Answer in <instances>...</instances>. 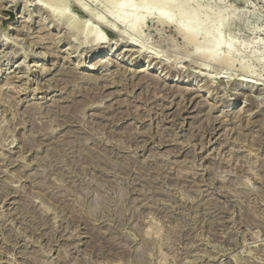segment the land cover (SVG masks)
<instances>
[{
    "label": "rangeland",
    "instance_id": "rangeland-1",
    "mask_svg": "<svg viewBox=\"0 0 264 264\" xmlns=\"http://www.w3.org/2000/svg\"><path fill=\"white\" fill-rule=\"evenodd\" d=\"M124 3L0 0V264H264V0Z\"/></svg>",
    "mask_w": 264,
    "mask_h": 264
},
{
    "label": "bare ground",
    "instance_id": "bare-ground-1",
    "mask_svg": "<svg viewBox=\"0 0 264 264\" xmlns=\"http://www.w3.org/2000/svg\"><path fill=\"white\" fill-rule=\"evenodd\" d=\"M106 2H109L110 0H105ZM129 2V0H125V3L124 4H121V5H118V7L116 8L117 9V11H122V9H123V7L127 4ZM189 2V0H185L183 3H177L176 2V0H140V9H144L145 7H147L148 5H150V6H155L158 10H159V14L162 16V17H164L167 13H176V14H174V15H176V17H174V20H173V17H172V19L171 18H166V19H168V21L169 22H173V23H175V25H176V31L178 32V34H180V35H184V39H185V41H186V43L187 44H191V43H193L194 45H195V47H196V49L197 48H202L201 46H205L206 47V51H207V53H209L210 52V50H212V49H214V47L215 46H211L210 45V34H211V30H212V28L211 27H208L207 29H205L204 31H206L204 34H203V38H202V42L201 43H198L197 42V39L195 38V33H197V32H199V31H197V29H199L198 28V26L201 24L199 21H198V18H197V11L196 10H190V11H185V9H183V6H184V4H186V3H188ZM45 3L47 4L46 5V7H44V8H42V9H44V12H46V13H48L49 15H50V17H52L53 18V20H55V23H58V24H56V25H62L61 23H62V17H64V16H67L68 18V21H69V19L71 20V19H73V17H71V14L69 15V12L67 13V14H63V16H60V14L59 15H57L56 13H55V10L56 9H64L65 8V6H66V0H45ZM53 8V9H52ZM41 9V8H40ZM198 9V8H197ZM116 11V12H117ZM203 12V11H202ZM173 15V16H174ZM186 17H189V18H192V21H193V24H192V26L189 28V29H186V28H184V20H185V18ZM76 18V17H75ZM74 18V19H75ZM188 19V18H187ZM202 19V18H201ZM133 21V20H132ZM68 22H66V25L68 26V27H70L69 26V24H67ZM133 23V22H132ZM191 25V24H190ZM202 27V26H201ZM197 31V32H196ZM64 37V36H63ZM61 38V37H60ZM93 42L94 43H99V45H100V42H101V39H95V40H93ZM127 43H129V42H127ZM209 44V45H208ZM98 45V44H97ZM103 45V44H102ZM117 45V44H116ZM131 46V45H130ZM135 48V47H134ZM133 48V49H134ZM97 49V48H96ZM111 49V48H110ZM115 49V48H114ZM91 50V49H90ZM112 50L113 49H111V51H110V53H109V55L108 54H104V56H102L101 55V51H96V52H94V49L91 51V53L88 55V59H89V61H88V66H86V63H87V59H83L84 61L82 62V60H80V62L77 64V66H81L82 68H84V69H86V70H88V71H94L95 69H96V67H102V69H103V67H107L108 66V63L109 62H111L112 63V65H113V63H116V65H118L120 68H122L123 70H126V71H130L129 69L130 68H135V66L139 63V61L141 60L139 57L140 56H134L135 54V52L133 51V50H125L124 52H123V54L122 55H126L127 56V60H130L129 61V63H126V64H121V63H118L117 62V60L115 61V59H113V56L111 57V52H112ZM203 50H204V48H203ZM140 51V50H139ZM138 50H137V53L138 54H141L142 52H139ZM117 52V51H116ZM89 53V52H88ZM122 53V52H121ZM206 53V54H207ZM156 54V53H155ZM121 55V54H120ZM119 55V56H120ZM147 55V54H146ZM76 56V55H75ZM143 57V56H142ZM151 57L152 58H150V56L149 57H147L148 59L150 58L151 59V61L153 60H157V59H159V58H157V57H154V56H152L151 55ZM204 57V59L205 58H207L208 60L209 59H211L212 57H214L215 59H217V60H221L222 61V59H220V58H218V56L217 55H210V54H208V55H204L203 56ZM211 57V58H210ZM121 59V58H120ZM126 59V58H125ZM142 59H145L144 57L142 58ZM149 59V60H150ZM225 59V58H224ZM224 59H223V61H224ZM214 60V59H213ZM216 60V61H217ZM227 60V59H226ZM143 61V60H142ZM145 61V60H144ZM146 61H148V60H146ZM152 61V62H153ZM215 61V60H214ZM150 62V61H149ZM156 62V61H155ZM157 62H158V60H157ZM218 62V61H217ZM148 62H146V64L145 65H142L140 68H139V70H138V74H140V75H142V76H148V77H150V78H152V79H155V80H157V81H160V76H157V75H155L154 74V76H152V69L150 68V65L149 64H147ZM161 63V62H160ZM163 63V62H162ZM161 63V64H162ZM151 64H154V63H151ZM111 65V64H110ZM114 66V65H113ZM117 66V67H118ZM153 66V65H152ZM139 67V66H138ZM155 67V66H154ZM157 67V66H156ZM155 67V68H156ZM79 68V67H78ZM158 69V68H157ZM116 70V69H115ZM173 70V69H172ZM171 70V71H172ZM178 70V69H177ZM118 71V70H117ZM71 72V71H70ZM137 74V75H138ZM71 75V74H70ZM132 75V74H131ZM181 75V74H180ZM166 77V76H165ZM164 77V78H165ZM181 77V76H180ZM212 78V77H211ZM214 78H216V77H214ZM217 78H219V77H217ZM86 79V78H85ZM167 79V78H166ZM182 79V78H181ZM246 79V78H245ZM245 79H242L241 81L242 82H244V83H246V84H249V85H251L250 83L252 82H250L249 80H248V78L245 80ZM178 80V79H177ZM220 80V79H219ZM223 80V79H222ZM240 80V79H239ZM165 81V80H164ZM181 81V80H180ZM155 84V83H154ZM186 84H189V83H187V82H185V81H183L182 80V82L180 83V84H177V85H180V86H185ZM240 84V83H239ZM243 85V84H242ZM241 85V86H242ZM187 86V85H186ZM253 87V86H252ZM185 89V88H184ZM44 90V89H43ZM36 91V90H35ZM198 91V90H197ZM200 91V90H199Z\"/></svg>",
    "mask_w": 264,
    "mask_h": 264
}]
</instances>
